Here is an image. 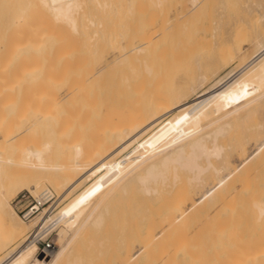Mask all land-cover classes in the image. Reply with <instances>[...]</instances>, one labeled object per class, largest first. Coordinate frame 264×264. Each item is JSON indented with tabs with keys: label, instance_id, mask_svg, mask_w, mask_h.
<instances>
[{
	"label": "rangeland",
	"instance_id": "1",
	"mask_svg": "<svg viewBox=\"0 0 264 264\" xmlns=\"http://www.w3.org/2000/svg\"><path fill=\"white\" fill-rule=\"evenodd\" d=\"M96 1L87 0L82 13H79L80 17H77L79 19L76 18L77 25L81 26H78L79 33L92 34L98 32L97 38L101 36L115 37L119 36L118 33L126 30L130 32L133 29L153 28L159 31L160 35L145 53L134 57L122 67L114 68L103 84L90 86L66 108L63 107L57 111L58 114L64 113L68 117L67 125L70 133L74 135L70 143L72 145L73 141L80 138L77 141L82 140L80 143L83 142L85 150L91 152L96 161L104 157L103 150L111 147L114 142L116 143L118 136L122 133L125 134L130 125L145 119L146 123L149 124L156 121L155 127L140 141L122 152L119 158L105 166L98 174L69 195L63 203L58 204L59 206L57 203H60L58 201L60 199L56 190L49 185L43 187L42 189L50 187L49 189L55 193V198L43 207L40 206L34 214L25 217L26 224L30 227L28 236L19 239L1 252L0 262L2 260L3 262L0 264L7 260L5 264H10L16 259V256L12 257L15 254L13 250L21 246L29 236H32L30 241H34V243L45 241L52 244V248L48 252V254L53 252L52 255L47 257L48 254L42 253L38 247L39 255L38 252V256L36 255V258L44 260L47 257V260L44 261H50L56 251L62 250L73 238L76 230L85 222L86 224L82 227V234L77 239V245L68 260L74 262L78 259L81 261L80 264H95L104 254L106 248L110 249L111 254H126L129 249V241L135 234L140 236L145 232L148 222L147 216L150 212L161 209L166 204L164 201L166 202L175 193L177 183L173 182L174 175L180 176V182L188 183L189 181L187 171L180 168L175 170L173 164L169 169L163 168L164 158L167 155H171L173 158L179 157V155L188 156L195 151L196 138L201 134L206 136L221 124L226 123L228 126H225L224 134L219 137L218 142L223 146L224 151L221 157L214 159V168H220V170L222 168V171H217L220 173L218 174L213 169V174H207L206 179L212 180L217 177L215 183L224 180L223 186L220 187H224L227 192L228 180H231L229 176L235 175L241 170L244 171H241L242 174L240 172L235 175L238 176L236 180L233 178L234 175L232 176V179L238 181V178L244 176L243 173L246 172L247 168L253 172L255 169H264V70L262 69L264 60L239 75L242 69L241 64L255 53V43L264 38V19L258 16L259 20H262L260 23L257 16L247 14L240 6L238 8L232 6L231 11L221 14L218 10L221 0H207L202 9L189 14L186 13V9L190 6L191 0ZM39 2L41 3L40 0ZM39 2L38 0H0V154L7 156L15 154L13 151L12 153L7 151V146L17 141L15 138L11 142L5 143V135L21 136L25 139L27 137L30 141L47 143L49 145H44L46 150L53 148L57 143H63V145L59 144L63 148H57L61 149L59 150L61 152L70 146L66 144L67 138L62 139L65 144L62 140L59 141L61 130L51 128L47 120L37 124L38 127L36 128L34 125L33 129L30 128L32 127L29 126L30 123L27 125L24 122L25 118L34 116L37 111H47L49 97L56 90L48 83L47 62L52 58L53 48L68 45V38H73V35L77 34L70 29V26L62 29L61 26L65 25H60L54 19L49 20L48 17H53L44 13V11L48 13V10L46 7L43 8L42 3ZM39 5L41 6L39 7ZM58 26L60 27L58 28ZM69 29L72 32H68ZM12 34L18 36H16L18 38V52L20 51L15 60V65L20 64L23 69L20 67L19 69L21 72L23 70L22 73L25 78L23 74L21 78L19 76L20 79H16L18 76L9 78L1 72L4 64L7 65L8 56L5 57V55L9 54L7 43ZM95 41L86 40L85 42L84 40L85 49L90 47L94 50ZM110 41L112 40L109 38ZM107 42L105 43L106 49L104 48L106 51L112 48ZM114 42H110V44L112 45ZM96 61L97 58H91L89 67L95 65ZM34 68L39 71L42 68V74L39 75L40 72H38L33 75ZM25 69L32 71L27 70V73ZM24 71L27 74L31 73L26 76ZM142 78L145 79L147 86L146 94L142 99V111L137 113L135 118H132L133 121L118 122L119 116L127 115L131 111L129 101L135 96L134 83ZM2 80L5 83L17 82V86L11 94L7 93V83L4 85ZM221 80L225 83L224 85H227L225 90L219 95L215 94L210 99L211 101L209 100V103L196 114L184 118L185 113L201 96H204L208 91H212L210 92L212 94L217 90ZM103 85H105V90L101 92L102 89L100 88ZM110 88L117 89V98L115 103L111 105L107 104L110 99L107 91ZM238 108L241 110L234 114L236 117H232V115L230 118L216 122ZM181 119L183 120L181 121ZM213 121L214 123H211ZM28 126L29 128H27ZM163 128L169 129L167 135L152 149L151 145L155 143V135L161 132L157 135V139L163 135V132L165 133L166 130ZM199 129L203 130L195 134V131ZM209 138L212 139L211 136ZM209 138L206 136L205 139L211 144L213 139ZM68 139L71 138L68 137ZM169 146L171 148L166 149ZM130 152H135L131 159H137L142 154L147 153L140 160L138 170L154 164L158 165L165 174L159 184L152 183L153 188L158 192L151 196H144L139 193L140 182L130 181L131 183H126V190L117 189L115 192H111L104 199L95 215L88 221L89 211L92 209L90 204L83 206L78 215L62 222L64 217L70 213L71 207L80 205L84 201L82 200L83 197L87 194L89 196V194L95 193L97 189L94 188L98 180L100 182L104 178L107 179L108 175L104 174L108 173L111 177L113 175L110 173L112 167L127 158ZM241 158H245L244 161H240ZM126 162L129 163L127 160L123 161L121 165ZM235 166L240 171H236ZM243 167L245 170L242 169ZM231 170L236 172L232 171L233 174H231ZM252 173L248 174L250 181ZM261 173L264 175L262 171ZM260 174L256 175L253 181L254 179L257 180L256 178ZM224 176L228 179L227 181ZM252 176L254 177V175ZM190 187L191 190L197 189L195 182ZM222 188L220 190L216 188L218 193L220 191V196L221 193L225 192L224 190L221 191ZM217 192L215 191V194ZM217 198L219 199V197ZM35 200L39 199L27 190H19L10 197L11 204L21 216L29 210ZM77 201L80 202L76 204ZM99 215L103 218L102 226L95 224V219ZM55 216L57 218H54ZM40 217L52 218L51 223H49L51 226L47 230L44 228V232L42 231V234L40 233L35 241L39 230H42L38 228L41 222L40 225L37 223ZM67 222H73L75 227H68ZM116 224L118 225L115 226ZM124 226L125 230L119 229ZM32 238L34 239L32 240ZM34 262L35 260L32 259L27 264H34ZM64 264L69 263L65 262Z\"/></svg>",
	"mask_w": 264,
	"mask_h": 264
},
{
	"label": "bare ground",
	"instance_id": "2",
	"mask_svg": "<svg viewBox=\"0 0 264 264\" xmlns=\"http://www.w3.org/2000/svg\"><path fill=\"white\" fill-rule=\"evenodd\" d=\"M40 1L43 5L42 7H46L48 10V13L45 11L44 13L47 14V16L50 14V16L53 17H48L49 20L52 21V19H54L60 25H65L63 27L61 26L62 29H66L67 26H70V29L77 34L73 35V38H68V45L65 44L53 48L52 58L50 56L51 59L47 62L49 69L48 83H50L51 87H55L56 89L54 94H51L49 97L47 111H37L34 113V116L32 115L28 119L25 118L24 122L26 124H32H29V126H32L30 128L33 129L34 127H38L44 120H47L51 128L54 127L56 130H61L58 138L59 141L66 138L68 139V137L71 138L70 140H65L67 141L66 144L70 146L67 147V150L65 149L61 152L59 151L61 149L57 148L62 147L63 143H57V147L55 145L53 148L46 150L44 145H49L47 143L34 140L30 141L27 137L26 141L25 137L21 136H4L5 143H9L15 138L17 142L14 141L7 146V151L11 153L13 151V153H15L13 156L0 154V253L19 239L28 236L27 234L30 229L25 219L11 204V195L19 190H27L42 202V194L47 189L42 188L49 185L56 190L60 199L58 200L60 203H57V205H60L69 195L83 186L90 178L98 174L105 166L119 158L122 152L128 150L133 144L140 141V139L152 130L156 124V121L149 124L143 119L140 122L130 125L125 134L122 133L118 136V139L116 138V143L114 142L111 147L103 150L104 157L101 160L95 161L93 159L91 152L85 150L83 142L80 143L82 140L77 141L80 139L78 136V139L73 141L71 145L70 141L74 138V135L70 133L69 126L67 125L68 117L64 113L58 114L57 111L63 107L66 108L68 104L90 86L103 84L104 80L114 68L122 67L134 57L145 53L149 47L155 43L160 33L153 28H140L133 29L130 32L128 30H126L128 32L123 31L118 33L119 36H113L114 38L112 36H101L97 38L98 32L92 34L78 32V26L80 25H77L76 18L80 17L79 13L85 7L87 0ZM96 2H98V0ZM190 2V6L186 9V13L188 14L202 9L207 0H191ZM40 6L41 5H39V7ZM232 6L237 8L240 6L247 14L255 15L257 18L259 16L264 19V0H221L218 10L221 14H225L231 11ZM40 9L43 10L42 8ZM59 27L60 26H58V28ZM70 29L68 32L71 31ZM16 36L17 34H12L9 37L10 39L7 43L9 54L5 55V57L8 56V61L7 65L4 64L1 72L4 76L9 78H16L18 76L16 78L18 79L19 76L20 78L22 77L23 70L21 72L20 69L23 68L20 67V64L15 65V60L20 52H18V36ZM109 38L112 40L110 42L115 41L112 45L109 42ZM84 40L85 42L86 40H96L93 45L94 50L89 46L86 50L85 44L83 43ZM106 42L110 47L112 46V48H109L110 50L107 51L105 50ZM255 45V53L251 58L244 60L241 64L242 69L239 75L245 73L249 68L264 60V38L258 40ZM93 57L97 58L96 64L89 67V61L91 58L93 59ZM22 58L23 56L21 59ZM21 59L19 58V60ZM19 62L22 63L21 61ZM263 66L262 69L264 70ZM41 69L39 71L37 68H34L32 74L36 75L40 72L39 75H41ZM25 70L32 71L29 69ZM30 73L31 72H29V74ZM221 81L218 84L219 87H216L217 90L215 92L213 91L214 93L210 94L212 91H208L204 96H201L190 110L185 113V117L182 116L184 118L193 116L205 107L215 94H221L227 86L224 85L225 83H223V81L222 84ZM3 83L5 85L7 82ZM16 86L17 82L9 81V83H7V93L11 94ZM104 86L105 85L100 88L102 89L101 92L105 90ZM146 91L147 86L144 78L134 83L135 96L129 101L131 111H129L127 115L123 114L119 116L118 122L121 123L126 120H132V118L136 117L137 113L142 111L141 104ZM107 92V94H109L108 97H110L107 104H114L117 98V89L110 88ZM239 110L241 109H234L216 122L227 119L228 117L230 118L232 115V117H234V114ZM183 119H181V121ZM211 123H214V121ZM225 124L217 126L214 131L206 134L207 138L210 136L212 137L213 140L209 138L212 140V143L210 142L211 144L206 141V136L201 134L195 140V151L188 154V156L179 155V157L173 158L171 155H167L164 158L162 163L163 168L169 169L173 164L175 170L180 168L187 171L189 173L188 183L180 182V176L175 174L173 181L177 183V189L174 190L175 193L171 198L167 199L166 202L164 201L166 204L161 209L158 211L152 210V212H150L149 216H147L148 222L145 232L140 236L135 234L129 241L127 253L121 255L111 254L109 252L110 249L106 248L104 254L95 264H264V175H261V171L264 174V169H255V174H253V170H248L247 168V173V170L244 168L246 165H243L244 167L242 169H244L247 174L243 173L244 176L240 175L243 179L239 176L240 179L238 178V181H235L238 177L235 175L242 171L238 169L240 172L237 173V166H235V175L233 174L234 170H231V172L233 171L231 174L234 175L232 176L235 180L232 179V176H229V179L232 181L224 176L226 181L228 180L229 182L227 192L224 187H220L223 186L224 180H217L218 183H215L217 177L212 179L213 181L210 178L206 179L207 174H213V169H215L214 171L216 172L220 170V168H214V159L221 157L224 151L223 146L219 144L218 140L219 137L224 134L225 126H228ZM29 126L27 128H29ZM202 130L199 129L195 131V134ZM166 131L157 139V135H159V133L161 134V132L155 135V143L151 145L152 149L167 135L168 131ZM65 141H63L64 144ZM170 148L171 146L166 149ZM134 153L135 152H130L127 158L121 162L119 161L118 164L116 163L117 165L115 164L116 166L114 165L115 167H112L110 173L113 175H111V177H109V171L107 172L108 174H104L108 175L107 179H103V175V180L100 182L98 180L99 183L97 182L98 184L96 183L94 188L95 190L97 189V191L92 193V195L89 194V196L87 194L88 197H83L82 200L84 201L80 205L76 207L74 205V208L71 207L70 213L64 217L62 222H65L74 215H78L83 206L90 204L92 209L89 211L88 221L95 215L104 199L110 195L111 192H115L117 189L126 190V183L130 181L140 182L141 186L139 188V193L144 196H151L157 193L158 191L153 188L152 183L155 185L159 184L165 174L160 170L158 165L154 164L138 170V164L141 162L140 160H142L147 153L142 154L137 159H131ZM244 159L241 158L240 161H244ZM127 160L129 163L126 162L121 165L123 161ZM220 171H222V168ZM251 173L254 177L251 175L252 178L250 181V178H248L250 175L248 174ZM258 174H260V176L256 178L257 180L254 179L253 181V178ZM215 175L217 176L216 173ZM211 178L213 177L211 176ZM220 178L222 177L220 176ZM194 182L197 189L191 190L190 186H192ZM216 188L219 190L222 188L221 191L223 192L224 190L226 193H221L220 196V191L218 193ZM94 189H92L93 192ZM215 191L217 192L216 194ZM214 194H219L217 196L219 199L215 197ZM79 202L77 201L76 204ZM95 202L96 204L94 205ZM43 211L45 212L46 210ZM54 218L57 217L55 216ZM44 221L45 223H43ZM51 221L52 218L40 217L37 223L40 225L41 222L38 228L42 230H39L35 239L32 238V240L34 239L36 241L43 229L46 228L47 230V228L51 226L49 224ZM85 224H83V226ZM95 224L102 226V216L99 215L95 219ZM66 225L70 228L75 227L73 222H67ZM117 225L118 224L115 226ZM83 226L81 225L80 228L76 230L73 238L62 250L56 251L53 255L54 257L50 261L44 260H47V257L52 255L53 252L48 254L44 260L36 258L37 252L39 255V247L37 241L36 243L30 241L32 236H29V238L23 241L21 246L18 245L19 247L13 250L15 254L13 253L14 255L12 257L16 256V259L10 264H27L32 259L35 260L34 264H64L65 262L69 264H80L81 261L78 259L74 262L68 259L72 256V251L77 245V239L82 234ZM119 229L125 230V226ZM62 233L64 232L62 231ZM7 261H5V263ZM1 262H3V260Z\"/></svg>",
	"mask_w": 264,
	"mask_h": 264
},
{
	"label": "built area",
	"instance_id": "3",
	"mask_svg": "<svg viewBox=\"0 0 264 264\" xmlns=\"http://www.w3.org/2000/svg\"><path fill=\"white\" fill-rule=\"evenodd\" d=\"M43 196L41 197L43 199V203L39 200H35V203H32L29 210H27L25 213L22 214V217L25 219L26 216H30L31 214L35 213V210H39L40 206H44L45 204H48V202H50L51 200H53L55 198V193L53 192V190L47 188L43 194ZM39 250L42 251V253L44 254H48V252L51 250L52 248V244L50 242H41V241H37Z\"/></svg>",
	"mask_w": 264,
	"mask_h": 264
}]
</instances>
